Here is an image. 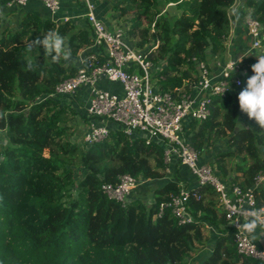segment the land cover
I'll use <instances>...</instances> for the list:
<instances>
[{
    "label": "trees",
    "instance_id": "obj_1",
    "mask_svg": "<svg viewBox=\"0 0 264 264\" xmlns=\"http://www.w3.org/2000/svg\"><path fill=\"white\" fill-rule=\"evenodd\" d=\"M7 1L0 0V264H187L208 239L206 224L219 233L197 264H261L237 253L210 186L189 189L192 220L178 223L167 205L181 187L178 163L174 160L166 172L158 143L130 138L111 122L105 123L107 137L90 144L81 140L89 122L85 110L72 96L50 94L76 73L80 62L73 53L91 44L92 32L85 22L51 19L37 0L22 7H7ZM96 1L116 13L117 27L132 48L146 52L156 45L147 58L161 91L189 93L200 76L199 62L216 74L227 60H236L239 69L229 71L224 95L212 96L205 119L185 121L183 137L197 151L199 163L210 165L227 184L252 187L256 206L264 207V180L254 185L264 173V126L241 112L236 100L256 55H264V39L255 49L250 38L243 56L224 60L232 28L229 9L239 2L243 18L264 27V0ZM31 3L46 14L31 10ZM159 4L177 12L169 18ZM11 11L19 12L14 28L4 24ZM96 14L115 29L106 12ZM50 29L65 37L69 60L51 62L28 51L30 40ZM94 52L88 48L82 58ZM72 118L78 141L70 139L67 120ZM222 143V149L210 148ZM122 174L154 184L150 201L129 195L121 204L109 198L101 185L116 183Z\"/></svg>",
    "mask_w": 264,
    "mask_h": 264
},
{
    "label": "built area",
    "instance_id": "obj_2",
    "mask_svg": "<svg viewBox=\"0 0 264 264\" xmlns=\"http://www.w3.org/2000/svg\"><path fill=\"white\" fill-rule=\"evenodd\" d=\"M28 1L9 0L6 5L22 7ZM37 1L47 9L51 19L62 22L83 19L92 32V42L88 47L95 48L96 52L87 55L86 60L81 58L76 73L57 83L50 94L74 97L79 88L88 91L89 98L84 110L89 122L81 140L90 144L107 137L109 128L105 123L111 122L130 138L141 137L146 144L151 141L158 143L163 151V161L168 164L165 171L169 173V165L175 160L195 177L196 185L210 186L216 193L225 224L231 229L237 253L264 264V245H258L237 227L244 220L245 209L255 211L264 225V207L256 206L252 187L241 188L237 184L225 183L210 165L199 163L197 151L183 137L185 121L205 119L210 113L212 96L224 95L229 87L226 79L229 71L239 69L236 60H227L216 74L204 62H199L197 66L200 76L197 83L189 93L177 96L161 91L153 83V64L147 57L156 45L146 52L132 48L124 40L121 27L110 30L98 18L96 0H81L82 12L66 14L60 13L62 0ZM244 23L251 38V48H259L264 39V27L251 17H245ZM100 57H104L103 60ZM100 79L119 83L122 94L98 86ZM235 83L239 84L238 78ZM96 119L99 122L96 123ZM263 180L264 173H259L254 179V185ZM138 182L129 174H122L116 183H104L101 189L109 198L125 204L130 191ZM189 189L181 184L178 193L172 195L167 203L178 223L192 220L187 210ZM259 228L264 238V227Z\"/></svg>",
    "mask_w": 264,
    "mask_h": 264
},
{
    "label": "clouds",
    "instance_id": "obj_3",
    "mask_svg": "<svg viewBox=\"0 0 264 264\" xmlns=\"http://www.w3.org/2000/svg\"><path fill=\"white\" fill-rule=\"evenodd\" d=\"M27 48L36 56L42 53L51 62H58L61 59L69 60L71 57V50L65 37L51 29L42 35L33 37ZM256 57L255 63L250 66L251 75L246 76L244 86L236 94V100L241 112L260 126H264V55H256ZM244 212V220L238 223L237 227L255 240L257 228L264 227V225L261 224L255 211L245 209Z\"/></svg>",
    "mask_w": 264,
    "mask_h": 264
},
{
    "label": "crops",
    "instance_id": "obj_4",
    "mask_svg": "<svg viewBox=\"0 0 264 264\" xmlns=\"http://www.w3.org/2000/svg\"><path fill=\"white\" fill-rule=\"evenodd\" d=\"M101 3L98 2V6L96 8V11L98 9L103 12L102 8H107L102 7L100 5ZM34 5V7L30 8L31 10H36L39 13L46 14V12L41 8L40 4H34L31 3V6ZM82 5H81V0H62L61 1V9L60 13L66 14V13H74V12H82ZM243 10L240 7L239 2H236L235 5H233L229 9V14L231 17V31L226 39V52L224 55V60L229 59V58H235L239 59L241 56L244 54L245 47L250 44V36L248 35L246 31V27L244 24V18H243ZM97 15V14H96ZM11 16V15H10ZM75 23H78L79 25H83L84 21L83 19L75 21ZM89 47H87L88 49ZM98 86L107 89L110 92L117 93L119 95L122 94V88L121 85L117 82H110L105 79H100ZM89 98V93L85 88H79L75 92L74 99L75 102H77V105L80 108H83L86 106ZM176 177L179 179L180 184L187 188H192L196 185V179L195 177L189 172L187 168L184 166L178 165L177 164V174ZM157 184V183H156ZM207 226V231H205V234L208 236V239L206 240V243L204 247H201L198 249L195 253H193L188 260L187 264H197L198 260H202L206 254L210 251L211 245H212V240L215 237L216 234L219 232L216 229H213L210 225L206 224ZM258 245H264V238L263 234L260 230V228H257V233H256V239L254 240Z\"/></svg>",
    "mask_w": 264,
    "mask_h": 264
},
{
    "label": "rangeland",
    "instance_id": "obj_5",
    "mask_svg": "<svg viewBox=\"0 0 264 264\" xmlns=\"http://www.w3.org/2000/svg\"><path fill=\"white\" fill-rule=\"evenodd\" d=\"M106 7H107V9L106 8H102L103 13L104 12L107 13L108 19L114 25L113 28H116L117 26H119V23L117 22L118 19H115L116 17L114 15L116 13L111 11L110 8L108 9L107 5H106ZM158 8L160 9L161 12L166 13L169 18H172L175 15V13L177 12L173 6H169V5H161V4H159ZM20 11L21 10H19V12ZM19 12L18 11H11V12L5 14L4 24H6L7 26L8 25L11 26V28H14V26L16 24V21L18 19L17 17H18ZM14 13H17V14L14 15ZM87 47H80L79 49H77L75 51V53H73V55L77 57V59H76L77 63L83 57L82 53L84 51L88 50ZM68 117L69 116L67 115L66 119ZM67 122L70 123L69 125H71V126H69V131H71L70 139L72 141L73 140L78 141L79 138H76V136H75L77 127H76V125H74V119L73 118H72V120L68 119ZM216 146H218V147H216ZM210 148L213 149V150H216V148L217 149H222V148H224V145H223V143L222 144H215V145H212ZM262 157H264V150L262 151ZM233 161L234 160L232 158L227 159L226 160L227 165L233 164ZM75 169H76L77 175H79L80 167L76 166ZM153 187H154V184H148L146 182L139 181L136 185H134L133 189L130 191V197L131 196H138V197H141V198H148V201H150V196H151L150 193H151Z\"/></svg>",
    "mask_w": 264,
    "mask_h": 264
}]
</instances>
